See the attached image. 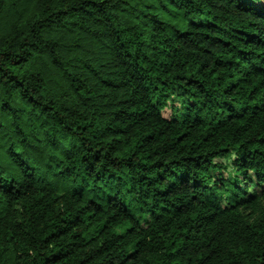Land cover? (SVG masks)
Returning <instances> with one entry per match:
<instances>
[{"label": "trees", "instance_id": "16d2710c", "mask_svg": "<svg viewBox=\"0 0 264 264\" xmlns=\"http://www.w3.org/2000/svg\"><path fill=\"white\" fill-rule=\"evenodd\" d=\"M44 12L0 0V264H264V1Z\"/></svg>", "mask_w": 264, "mask_h": 264}, {"label": "clouds", "instance_id": "9594fccd", "mask_svg": "<svg viewBox=\"0 0 264 264\" xmlns=\"http://www.w3.org/2000/svg\"><path fill=\"white\" fill-rule=\"evenodd\" d=\"M75 0H67L66 4H61V0H38V7L40 8L41 13H43V16H49L50 12H44V9H52L55 10L58 6H64L67 7L69 4L74 3ZM9 7L8 3L4 4V9H7ZM43 16H37L38 19L41 20L40 24L35 25V32L31 35H29L27 32L25 35H27L29 40H35L37 43H40V41H43L44 43H48L53 39L55 36L57 40H60V35H57L59 29L57 28V25L62 23V21L59 20L58 17H52V19H44ZM67 19V17H65ZM55 21V22H54ZM34 23V22H33ZM31 25H29V29H31ZM16 36L15 32H12L11 35L8 36V43H4L3 41H0V53H3L7 47L8 44L15 43L13 40V37ZM24 36H20L19 40H23ZM63 43V41H61ZM18 47V45H17ZM53 57L57 55L55 51L51 53ZM3 60V56L0 55V61ZM10 67V65H7ZM0 144H5V141L0 140ZM7 145L5 144V147ZM4 149H0V151H3ZM20 151V149H17ZM19 178L21 179V182L27 181V176L24 171H21L19 173ZM255 179V177H253ZM43 251V249H40Z\"/></svg>", "mask_w": 264, "mask_h": 264}, {"label": "rangeland", "instance_id": "374dc122", "mask_svg": "<svg viewBox=\"0 0 264 264\" xmlns=\"http://www.w3.org/2000/svg\"><path fill=\"white\" fill-rule=\"evenodd\" d=\"M263 1H264V0H263ZM259 2H260V1H259ZM164 113H165L166 116H170V111H169V110H166Z\"/></svg>", "mask_w": 264, "mask_h": 264}]
</instances>
